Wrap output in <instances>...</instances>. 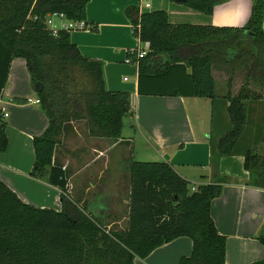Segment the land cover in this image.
Returning a JSON list of instances; mask_svg holds the SVG:
<instances>
[{"label":"trees","instance_id":"obj_1","mask_svg":"<svg viewBox=\"0 0 264 264\" xmlns=\"http://www.w3.org/2000/svg\"><path fill=\"white\" fill-rule=\"evenodd\" d=\"M206 16L218 0H169ZM89 0H0V100L13 59L25 61L32 83H41L38 105L48 119L44 133L33 138L32 178L47 174L60 191L61 210L23 203L0 180V264H135L179 238L191 241V252L177 264H224L226 238L210 215L211 202L222 193L219 184L191 186L166 162L126 163L129 190L127 227H109L88 206L70 199L66 170L55 152L74 123L85 122L90 137L122 141V119L128 94L105 88L102 62L88 58L70 42L66 30L53 31L49 16L86 23ZM264 0H253L243 27L174 25L165 11L125 10L132 34L147 44L143 58L128 54L138 68L139 95L214 100L213 64L245 72L235 96H226L228 130L210 140L212 157L241 155L250 184L264 189V153L251 143L240 147L247 123V105L264 104ZM250 85L256 86L253 90ZM248 106V107H249ZM8 145L0 115V153ZM245 146V147H244ZM46 169L48 171H46ZM264 246V230L256 237ZM250 264H264V259Z\"/></svg>","mask_w":264,"mask_h":264},{"label":"crops","instance_id":"obj_2","mask_svg":"<svg viewBox=\"0 0 264 264\" xmlns=\"http://www.w3.org/2000/svg\"><path fill=\"white\" fill-rule=\"evenodd\" d=\"M218 1L212 15L206 16L169 0H89L86 23L96 26L97 30H72L69 38L82 55L102 62L108 91L128 94L130 107L126 116L131 115L135 134L122 136V140L134 142L139 136L149 147L147 150L152 151L147 152L144 157L147 159L138 161L166 162L191 186L217 184L218 177L225 178V182L219 184L222 186L221 195L210 206L216 229L226 238L224 264H250L264 259V246L256 240L264 230V189L250 184L241 155L212 157L209 143L223 135L218 133L215 137L211 133L213 121L218 127L216 129L222 133L230 126L226 96L228 93L232 96L238 93V86L232 85L235 79L230 77L224 63L213 64L215 98L210 100L211 118L207 121L201 119L202 109L199 101L193 100L195 98L139 95L137 65L127 62L129 53L147 49V44L139 42L132 34V27L125 15L127 8L136 7L140 12L147 13L165 11L169 23L174 25L238 28L247 24L253 0ZM57 19H52L53 29L68 26L69 21ZM262 29L264 31V13ZM219 74L221 78H218ZM125 76L130 79H125ZM35 94L25 61L13 59L0 100V106L8 114L4 119L8 145L0 153V180L23 203L34 208L60 211V191L47 183V174L40 178L30 176L35 161L33 138L42 135L48 127L46 115L38 104L33 103L37 100ZM136 142L139 143V140ZM149 156H155V159H148ZM131 157L137 161L134 155ZM127 162H121L126 174ZM80 172L78 184L81 190L76 202L80 207L88 206L105 221L107 217L103 212L112 210V202L117 195V180L99 184L90 182V178ZM94 183L96 195L87 201L84 194L93 191ZM104 198L110 202L108 209L102 207ZM123 203L127 206L126 200ZM190 252L191 241L183 237L156 249L140 263L136 259L135 264H177L181 257L188 256Z\"/></svg>","mask_w":264,"mask_h":264},{"label":"rangeland","instance_id":"obj_3","mask_svg":"<svg viewBox=\"0 0 264 264\" xmlns=\"http://www.w3.org/2000/svg\"><path fill=\"white\" fill-rule=\"evenodd\" d=\"M55 19L58 20L57 18H54V21ZM228 73L231 75L230 77L235 79V83L232 85H234V87L238 86L237 90L239 91L245 83V72L242 69H238L235 72L228 70ZM218 78H221L220 74ZM125 79L128 80L130 77L125 76ZM250 86L253 87V90H258L256 86ZM260 91L262 92L261 94L264 95V90L260 89ZM193 100L199 101V107L203 110H201V119L205 118L208 121L211 118L209 115L210 100L199 98ZM248 106L249 104L247 105L246 111V128L239 145L242 147L245 144L251 143L252 149H255L254 151L256 153L262 154L264 153V104H261L260 106ZM130 116L131 115L128 114L122 119L121 135L124 137L128 136V134H135V132L132 131L133 122L130 119ZM212 125L211 133L214 134L215 137L218 133L222 135L226 132V130H224L225 132L223 131L224 133H222L221 130L216 129L218 127L215 126L214 121L212 122ZM125 140L114 141L111 139H97L90 137L85 122H77L73 124L71 131L62 138L61 144L55 152L56 163L66 170L70 181V199L74 203H77V205H79V202H76L78 201V192L81 190V187L78 184L79 176L82 174L80 171L83 172L84 176L90 178V182H97L100 184L101 182H107L112 179L117 180V195H115V199L112 202V210L104 211L103 214L104 217H107H105V223L109 227L119 230H124L127 227L128 208L124 205L123 201L127 200L129 190L128 176L126 172L122 170L121 162L123 160H130L131 155H134L137 161L147 159L144 158L146 157L147 152H152L151 150H147L149 147L143 143L139 136L138 139H134L135 143L128 139ZM137 140H139V143L136 142ZM131 151L134 153H131ZM149 157L150 158L148 159H155V156ZM46 171L48 170L46 169ZM93 186L94 189L93 191L91 190L92 193L89 190V194H84L87 201L96 195V184L94 183ZM106 201H108L106 198L102 199L101 204L102 207L108 209L110 202ZM137 261L140 263L141 260L138 259Z\"/></svg>","mask_w":264,"mask_h":264},{"label":"built area","instance_id":"obj_4","mask_svg":"<svg viewBox=\"0 0 264 264\" xmlns=\"http://www.w3.org/2000/svg\"><path fill=\"white\" fill-rule=\"evenodd\" d=\"M145 6L148 7V4H146ZM55 17H57L59 19H64L62 14H58V15L55 14L53 16L48 17L46 23L53 31L58 30V29L52 28V19ZM85 28H86V26L84 25V23L69 22L68 26H66L65 28L59 29V30H66V31H69V30L70 31H72V30H86ZM146 50H137L136 57L138 59L143 58L146 55V52H147ZM127 62L129 63L130 60L128 59ZM33 103L38 104V100L33 101ZM0 115L3 119L8 117V114L6 113V111L1 106H0Z\"/></svg>","mask_w":264,"mask_h":264},{"label":"water","instance_id":"obj_5","mask_svg":"<svg viewBox=\"0 0 264 264\" xmlns=\"http://www.w3.org/2000/svg\"><path fill=\"white\" fill-rule=\"evenodd\" d=\"M34 91L36 92V94H40V93H41V91H42V85H41V83H36V84L34 85ZM125 111H126V112L129 111V106H126V107H125ZM224 182H225V178H223V177H218V178L216 179V183H217V184H222V183H224Z\"/></svg>","mask_w":264,"mask_h":264}]
</instances>
